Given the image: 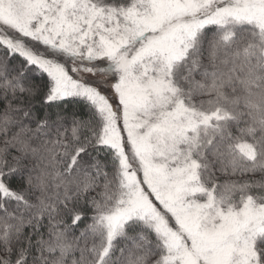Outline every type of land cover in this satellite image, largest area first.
Listing matches in <instances>:
<instances>
[{"label": "snow or ice", "instance_id": "1", "mask_svg": "<svg viewBox=\"0 0 264 264\" xmlns=\"http://www.w3.org/2000/svg\"><path fill=\"white\" fill-rule=\"evenodd\" d=\"M0 264H264V0H0Z\"/></svg>", "mask_w": 264, "mask_h": 264}]
</instances>
